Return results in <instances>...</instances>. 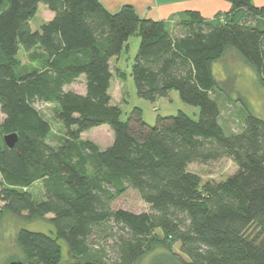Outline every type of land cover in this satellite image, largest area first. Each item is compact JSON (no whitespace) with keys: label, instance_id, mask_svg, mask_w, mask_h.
<instances>
[{"label":"trees","instance_id":"obj_1","mask_svg":"<svg viewBox=\"0 0 264 264\" xmlns=\"http://www.w3.org/2000/svg\"><path fill=\"white\" fill-rule=\"evenodd\" d=\"M225 1L229 11L207 18L185 10L173 24L141 18L131 5L112 13L102 0H8L0 12L1 211L23 221L50 216L55 229L18 230L23 262L62 264L63 240L76 259L136 264L159 229L165 250L150 264H264V119L249 114L239 131L227 134L213 96V63L228 48L264 84V6ZM41 3L54 17L33 30ZM135 34L141 37L132 65L138 95L155 102L177 90L199 109L198 118L180 111L158 116L152 126L135 107L122 119L110 91L111 61ZM21 48L30 56L39 51L40 63L24 66ZM117 76L127 79L124 71ZM78 81L84 93L69 88ZM38 103L57 105L65 131L57 146ZM104 124L114 134L106 149L82 137ZM13 133L18 140L8 147L4 138ZM222 158L237 165L224 181H203L190 169ZM36 183L43 184V200L30 191ZM130 189L150 211L113 208Z\"/></svg>","mask_w":264,"mask_h":264},{"label":"rangeland","instance_id":"obj_2","mask_svg":"<svg viewBox=\"0 0 264 264\" xmlns=\"http://www.w3.org/2000/svg\"><path fill=\"white\" fill-rule=\"evenodd\" d=\"M216 4L211 3L204 12L211 14L215 12H226L231 7V3L225 0H216ZM257 6H264V0H252ZM51 10L43 3L40 4L37 15L32 19L33 30H40L42 24L51 17ZM210 16V15H209ZM141 42L140 35H132L128 40V49H124L120 56L113 58L111 67L114 74L112 79L111 94L115 104H118L123 112L122 119L127 120L135 107L141 108L144 120L154 126L158 116L177 115L180 111L192 118H198L199 109L184 102L177 90H171L167 96L159 97L155 102L142 98L137 93L136 84L132 76V65L138 53ZM40 52L34 56L25 53L21 48L19 58L24 66L38 65L40 63ZM118 71H124L127 79L122 81L118 78ZM214 76L218 81V87L213 93L221 108L220 122L227 134L239 131L245 118L249 114L256 115L264 119V84L256 73L255 69L240 55L234 48H228L224 56L213 63ZM21 73V69L17 70ZM76 91H83L84 84L78 81L70 86ZM37 107L49 119L53 131L50 136V143L54 146L59 145L65 131L61 123L55 117L57 105L53 103H38ZM4 120V114L0 108V123ZM82 137L89 139L99 145L102 149L109 147L114 140L111 127L107 124L91 128L82 134ZM192 171L201 175L203 181L215 180L217 182L228 179L237 170V165L228 158L207 164L193 163L190 165ZM1 180V176H0ZM36 200H43L44 187L41 183H36L30 188ZM0 201V264H7L13 260L24 259L21 248L17 242V232L21 227L33 231H41L55 234L54 226L49 217L36 218L31 221H23L11 213L1 211ZM114 209H125L134 213L150 211V206L146 204L139 193L135 190H128L113 202ZM165 239L164 233L157 230L155 233L156 241L151 251L139 258L136 264H150L153 256L165 250L162 240ZM62 246V264H78L86 261V258L76 259L72 255L70 248L63 240H59ZM173 251L180 253L179 244H174Z\"/></svg>","mask_w":264,"mask_h":264},{"label":"crops","instance_id":"obj_3","mask_svg":"<svg viewBox=\"0 0 264 264\" xmlns=\"http://www.w3.org/2000/svg\"><path fill=\"white\" fill-rule=\"evenodd\" d=\"M217 2L216 0H102L103 5L112 13L119 11L124 5H131L141 18L164 20L173 24L185 10H198L205 17L212 18L218 12L211 17V14H206L204 10L211 3ZM51 14L47 21L54 17V13ZM84 92L85 88L80 93Z\"/></svg>","mask_w":264,"mask_h":264},{"label":"water","instance_id":"obj_4","mask_svg":"<svg viewBox=\"0 0 264 264\" xmlns=\"http://www.w3.org/2000/svg\"><path fill=\"white\" fill-rule=\"evenodd\" d=\"M7 5H8V0H0V12L4 10L7 7ZM4 139L8 147H13L16 141L18 140V135L16 133L9 134V135H6ZM7 264H27V263L21 260H13V261L8 262ZM82 264H92V263L89 261H86Z\"/></svg>","mask_w":264,"mask_h":264}]
</instances>
